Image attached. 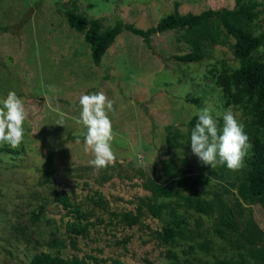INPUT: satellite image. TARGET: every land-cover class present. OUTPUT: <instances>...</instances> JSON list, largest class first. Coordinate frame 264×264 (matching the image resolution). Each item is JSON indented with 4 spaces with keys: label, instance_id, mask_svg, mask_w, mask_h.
I'll return each mask as SVG.
<instances>
[{
    "label": "rangeland",
    "instance_id": "374dc122",
    "mask_svg": "<svg viewBox=\"0 0 264 264\" xmlns=\"http://www.w3.org/2000/svg\"><path fill=\"white\" fill-rule=\"evenodd\" d=\"M259 1L253 27L264 36ZM176 6L182 14L200 13L233 8L235 0H0V99L15 91L28 113L20 148L0 144V264H28L40 252L125 264H264V196L250 203L239 194L253 153L250 117L217 84L225 68L239 64L234 38L216 19L156 33L153 49L123 31L96 65L84 34L65 15L84 12L103 29L117 20L147 29ZM192 51L202 58L175 57ZM258 53L264 55V44ZM97 92L114 102L108 115L116 156L98 171L88 163L94 157L84 152L86 129L77 122L80 96ZM204 107L218 129L228 110L243 124L251 147L238 171L213 169L192 154L191 120ZM61 118L65 125L55 124ZM58 195L95 211L88 236L70 231ZM146 196L162 206L160 217L144 212L142 225H123L122 213L136 212ZM199 201L208 208L199 211ZM230 207L240 231L226 240L218 219ZM165 226L175 232L168 243L159 238Z\"/></svg>",
    "mask_w": 264,
    "mask_h": 264
},
{
    "label": "trees",
    "instance_id": "16d2710c",
    "mask_svg": "<svg viewBox=\"0 0 264 264\" xmlns=\"http://www.w3.org/2000/svg\"><path fill=\"white\" fill-rule=\"evenodd\" d=\"M259 0H235L233 8L207 9L200 13L188 12L182 14L177 9L162 17L160 21L147 29L140 28L133 23L117 20L112 26L104 28L100 19L92 17L84 12L68 9L65 12L69 26L84 34L85 42L90 47L91 58L96 65H100L108 48L123 32L129 31L140 36L146 45L153 49L152 36L159 32L176 29L194 30L201 27L207 21L216 19L224 28L228 36L234 38L231 44L232 53L239 64L235 68H225L217 77V84L222 88L224 97L228 103L241 105L245 113L250 117V127L253 130V153L249 158V168L246 180L239 187L241 197L250 203L260 200L264 196V55L258 50L264 44V36L256 34L253 23L260 18L262 9L259 8ZM176 59L183 61H199L202 56L198 51L188 52L183 55H175ZM193 102H199L192 98ZM197 116L191 120L196 123ZM166 194L170 191L161 188ZM99 200V201H98ZM101 206L104 200L98 197ZM57 202L64 211L63 217L68 218L67 226L74 234L88 236L92 218L96 217L95 211L85 208L81 203L72 201L67 195H58ZM207 201H199L197 209L204 211L208 208ZM162 206L149 197L138 200L136 212H123L121 222L123 225L133 227L144 223V212L154 217H160ZM218 223L223 228H218L219 235L229 240L233 233L240 230L237 216L232 207L222 213ZM224 228L230 230L227 232ZM159 238L163 242H171L175 239V232L171 226H165L159 232ZM264 239V234L262 236ZM73 241V240H72ZM28 264H125L119 258H98L86 254L64 257L50 252L36 253Z\"/></svg>",
    "mask_w": 264,
    "mask_h": 264
},
{
    "label": "clouds",
    "instance_id": "9594fccd",
    "mask_svg": "<svg viewBox=\"0 0 264 264\" xmlns=\"http://www.w3.org/2000/svg\"><path fill=\"white\" fill-rule=\"evenodd\" d=\"M79 105L82 110L77 122L86 129L83 133L84 152L94 157L88 163L97 171L106 169L116 163L111 146L114 139L113 125L108 115L115 111L114 102L103 92H97L80 96ZM196 115L197 121L190 134L192 154L202 164L213 169L218 165H226L233 171L241 169L251 147L243 124L231 110L222 114V129H218L212 109L204 107ZM27 118L23 100L15 91H9L6 97L0 99V144L19 149L24 139V122ZM55 124L65 125L63 118Z\"/></svg>",
    "mask_w": 264,
    "mask_h": 264
}]
</instances>
